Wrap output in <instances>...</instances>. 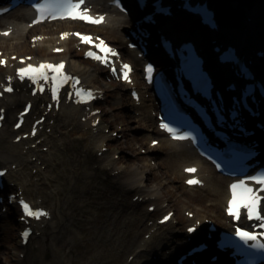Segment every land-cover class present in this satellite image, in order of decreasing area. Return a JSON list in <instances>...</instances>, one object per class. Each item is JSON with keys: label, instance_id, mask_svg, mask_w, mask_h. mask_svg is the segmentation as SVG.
Instances as JSON below:
<instances>
[{"label": "rangeland", "instance_id": "374dc122", "mask_svg": "<svg viewBox=\"0 0 264 264\" xmlns=\"http://www.w3.org/2000/svg\"><path fill=\"white\" fill-rule=\"evenodd\" d=\"M258 2V10L253 12L259 18V26L264 27V0ZM115 13L117 17L122 16ZM175 19L179 23L173 37L188 36L200 40L201 33L206 35L194 20L189 22L182 13ZM49 27L53 30L48 32L50 38L39 49L31 43L33 37L47 33V30L42 31V26L24 31L22 36L26 38L27 47L14 48L11 45L12 34L9 38H0V50L5 51L10 59L18 54L20 58L37 55L53 61L64 57L68 62L69 59L76 61L75 71L89 80L93 87L104 90L103 101L95 105L101 109V123L91 126L83 121L82 112L73 120L61 110L47 121L49 126L41 138H45V143L38 148L34 146L35 142L28 145L39 153V156L29 159L33 162L30 170L22 169L23 164H9L16 177L24 181L22 188L28 198L51 209L53 218L37 224L29 249L22 245L20 238V230L24 226L18 221L20 213L11 208L0 218V264H27L26 260L28 264H130L132 249L149 239L146 234L151 227L170 210L175 211V215L168 224L160 225V232L173 228L178 232L171 241V249L179 247L180 242L174 241L185 233L187 223L183 220L190 218L187 214L190 211L206 215V218L227 227L224 200L221 206L212 205L209 211L200 213L197 210L204 205L201 199L211 195L210 185L207 183L202 188L185 186V175L181 170L185 163L179 165L180 177H175L173 171L169 179L162 177L167 166L164 159L169 157L171 145L156 130L153 110L145 107L147 101L152 103L149 91H144V104L136 105L130 98L129 85L111 81L104 68L82 57L73 41L66 43V52L52 54L53 46L59 43V31L67 28ZM110 29L111 26L107 25L92 31L123 47L129 60L131 56L136 59L134 52L125 48L127 38L123 30L117 28L112 33ZM210 40L211 37H205V48L210 45ZM261 63L264 64V59ZM1 70L6 73L8 69ZM135 76L140 80L139 70ZM20 94H23V89L14 95ZM151 140H159L160 145L151 146ZM103 148L108 151H103ZM100 152L104 154L100 155ZM62 158L69 160V171L58 164ZM75 158L84 160L81 176H75ZM136 172L139 173L138 182L129 185L126 181L136 176ZM28 174H32V181ZM16 182H10V186ZM77 182L81 183V191L75 187ZM140 182L146 189L157 188L160 197L149 201L134 199L140 197V188L134 186ZM150 203L157 206L156 211L149 212ZM164 246L163 253L171 250Z\"/></svg>", "mask_w": 264, "mask_h": 264}, {"label": "bare ground", "instance_id": "6f19581e", "mask_svg": "<svg viewBox=\"0 0 264 264\" xmlns=\"http://www.w3.org/2000/svg\"><path fill=\"white\" fill-rule=\"evenodd\" d=\"M130 4L132 8L133 12H142L141 9V4L137 1V0H127ZM170 2H172L170 0ZM95 3V2H92ZM180 0H178L177 3H174L175 5L179 4ZM95 8L99 9V7L97 5H95ZM256 7L253 9L255 10ZM102 11L103 12H111V6H109L107 3L102 5ZM249 14H251V11H248ZM25 11H23L22 9H18L12 12V14H10L8 17V20L6 21V24H13L17 29L14 31V35L12 36L13 39V47L14 48H22V47H27V43H26V38L22 36L24 31H30V28H28L26 23H18L16 22V15L19 16V14H23L24 15ZM123 18L124 15L122 14ZM108 23L109 25H111V32H115L113 30L117 29L118 27L120 28L121 25H124L126 21H123L122 18H118V17H113L112 13L108 16ZM73 23H77V22H72L70 20H65L62 21L60 24L62 26L64 25H71ZM127 23V22H126ZM250 26H253V22L249 23ZM177 23L175 22H171V24L169 23L167 26H164V32H166L169 36H173V30L176 28ZM102 27V26H101ZM93 28V27H92ZM7 28H3L2 30H6ZM252 29V28H250ZM52 30V29H51ZM43 31H46V28H43ZM53 31V30H52ZM224 31V35L227 37L226 40L227 41H233L236 42L241 50L244 53H250L253 49L256 48V45L260 44V42H262V40L259 37L258 34V30L256 35L254 36V39L252 37H249L248 39L246 38V36L243 33H239V32H235L232 33L231 30H227V29H223ZM165 33V34H166ZM45 35V34H44ZM1 39H4L6 37L4 36H0ZM155 40L157 39L156 36L153 37ZM200 46H202L204 48V51L207 53L208 55V63L211 68L212 71L215 73V76L217 77V80L219 82V84H221V73H224L223 70H220L218 67H216L214 60L212 58V55L214 53L211 52V47H207L205 48V35H203V33L200 34ZM45 41L40 42L38 45L42 46L44 45ZM62 47H65V45H62ZM5 49V48H2ZM151 55L153 56V58H159V52L158 51H152ZM66 58L64 57L61 60H65ZM46 60H50V59H46ZM52 61V60H50ZM70 62V68L71 71H75L77 69L78 63L76 61H74L73 59H69ZM255 68L258 70L259 66L257 63H255ZM76 74H79L77 72H75ZM225 78H229V75L225 72L224 73ZM89 80L86 79V81H84V83H88ZM88 87H92L91 85H88ZM94 88V87H93ZM141 94V100L143 99V92H140ZM145 95V93H144ZM21 99L23 100H35V102H39L41 100L44 99V97H40L37 96L35 98L31 97L29 94H27V92H24L22 98L21 96H12V95H7L4 99H2L0 101V104L2 105V107H6L7 108V114L8 117L6 119L5 125L3 127V130L0 134V164L3 165L4 167H8V164H18L21 165L27 161H29V158L34 157L35 154V150H27L25 152V148L24 146H26L27 144H30L29 141H25V142H20V143H15L13 141V139L15 138V136L20 135L21 133H23L22 131H14L12 129V126L9 125V122L11 121V119L13 118L12 116L15 113H18V111H16L17 107L19 106V103H21ZM148 107H150L152 104H146ZM64 108L68 109V114L70 115V117L72 119H75L76 114L83 112L82 106H75L74 104H69V105H64ZM75 108L77 110H75ZM89 113H87V111L83 112V116H88ZM33 114L30 113L28 116V119L30 121L33 120ZM91 123V121H90ZM159 133H162L159 131ZM260 133H262L260 136L255 135L252 138H259L262 141V145H263V154H264V134L263 132L260 131ZM153 141V140H152ZM171 142V151H170V155L169 157L166 159H164V164L167 165L166 166V170L162 173V177L165 179H169L170 178V173L173 171L175 174L174 176L176 177H180L181 174L178 173V168L180 163H185L183 165L182 168L189 166L191 164H199L201 166V171L200 173H202L203 169L207 170V165L204 161L197 159L196 156V152L192 149H189L186 146V143H180L178 145H176L173 141ZM160 145V142L157 144V146ZM39 155V154H38ZM75 162L77 164H75V176H81V174L84 173V170L82 168L84 160L83 159H79V158H75ZM58 164L62 165L65 169H68L69 171V160L68 159H60L58 161ZM32 163L31 162H27V164L24 166L26 167L27 170L30 169ZM23 167V168H24ZM138 174L136 172V176L131 177L132 179L127 180L126 182L130 185L132 183H135L136 181L138 182ZM183 175V173H182ZM32 175L29 174V177H31ZM10 177L12 181H16V174L14 173V171L10 172ZM15 177V178H14ZM33 177H31L32 180ZM205 181H207L210 185V193L211 195H207L204 196L201 200L204 201V205L200 206L199 209H197L200 213H203V211H209L212 205H220L222 204L223 200L226 202L227 197H228V189H227V182L228 179L224 178L223 176H210V177H204ZM18 180H20L18 178ZM20 185L25 184L24 182L19 183ZM140 188V196H142L144 199L148 198V199H153L156 198L158 199L160 197V191L157 190V188L155 187H150V188H145L142 183L140 182V184H136L134 186H137ZM132 186V187H134ZM75 187L77 189H79V191H81V183L77 182L75 184ZM153 205V203H150L148 206ZM199 206V205H196ZM197 208V207H196ZM192 212V211H191ZM198 212V213H199ZM206 217V215H201L195 214V217L193 219L190 220V218H184L183 221H185L187 223V226H191L193 225L198 219L201 220V224L198 227V229L196 230L197 232L194 233H188L187 231H185V233L183 235H180L176 241L180 242L179 247L177 248H172L169 247L172 244V240L174 239L175 235L178 233L176 232V229L173 228L171 230H167L165 229L164 231H161V228L159 226V224L155 223L151 228H156L155 231L150 232L151 235L149 237L148 240H144L141 244H139L136 248H133V260L130 264H153L155 262H157L158 264L162 263V262H167L169 264H177V263H173V260H175L176 262V258L180 253H183V251H185L187 248L191 247L192 245L202 241V240H208L205 236L206 231L208 230L209 225L206 224V220H204ZM172 221V219L170 220ZM221 225V224H220ZM151 231V230H150ZM171 235V236H170ZM189 236L191 237V239L189 240ZM164 245H167L169 247V250L171 249V252H167V253H163L164 251ZM31 245L29 246L30 249ZM167 247V248H168ZM167 254V255H166ZM209 251L207 253H205L201 258H206L208 259L209 257ZM156 257V258H155ZM155 261V262H154ZM28 264V261L26 260V262ZM211 264H219V263H211Z\"/></svg>", "mask_w": 264, "mask_h": 264}, {"label": "snow or ice", "instance_id": "6c2138e0", "mask_svg": "<svg viewBox=\"0 0 264 264\" xmlns=\"http://www.w3.org/2000/svg\"><path fill=\"white\" fill-rule=\"evenodd\" d=\"M85 4V0H44V3H39L34 5L37 13L38 18L35 23H39L42 20L46 19H79L82 21L90 22V23H102L104 18H93L89 15V10L87 8L82 7ZM10 33L5 32L3 35H9ZM69 34L64 33L62 34V38H66ZM83 42L89 43L91 41V37L84 36L80 33H75ZM101 51L104 52L103 56L96 55L93 52L87 53L89 57L97 59L105 64H107L109 55H117L113 49L108 48L104 45L103 41H101L100 45H97ZM56 51H62L61 49H56ZM15 59V58H14ZM30 59V58H29ZM23 63V61H21ZM0 63H6V61H0ZM65 65L63 62L59 64H52V63H41L38 66H34L29 64L25 68H20L17 71L18 76L21 80L27 77L31 80L34 84H36L39 90L42 92L44 90V85L40 82L44 81L45 83L50 82V89L53 95V99H59L58 93L60 88H62L66 83L70 81H74L73 88H75L76 84H79V80L68 76L64 71ZM124 69V79L128 80V73L130 71V66L123 65ZM113 71L115 72V68L113 67ZM148 72H152V68L149 66ZM51 73V75L49 74ZM11 78H9V81ZM130 82V81H129ZM6 92H12L13 88L10 86L5 88ZM3 93H0L2 95ZM71 95V94H70ZM75 96L77 97L78 103H85L88 100L93 99L94 95L91 91H87L84 89H76ZM2 119V116H0ZM17 127H20V124H17ZM161 127L172 135L173 139L177 140H187L192 139L195 140V137L190 136L188 133L180 134L178 129L172 128L167 123H161ZM35 134V133H33ZM154 144L156 142H153ZM189 173H195L197 171L196 168H188L186 169ZM3 173L0 172V176ZM249 181L254 182L255 184L260 185L259 189H254L249 185ZM187 183L189 185H196L202 183L198 179H191L188 180ZM231 200L229 201L228 206V214L232 216L235 220L239 221L241 217V210H246L247 212V219L248 220H256L259 222L257 225L258 228L264 229V214L261 213V204L264 202V196L260 195L261 192H264V173L259 175L248 177L244 180H239L236 183H233L231 186ZM22 207L24 210L25 215L34 217L36 219L41 218L42 216H47L48 213L42 210H33L31 206L26 203L22 202ZM191 215V214H189ZM170 219V216H166L164 221ZM164 221H161L162 223ZM189 232L196 231L195 228H190ZM236 236L239 237L241 241L245 244H248L249 247L257 249V250H264V241L261 240V237H264V232H250L243 228L237 227L236 228ZM25 236L28 233L24 234ZM249 242H253L249 244Z\"/></svg>", "mask_w": 264, "mask_h": 264}, {"label": "water", "instance_id": "95a60500", "mask_svg": "<svg viewBox=\"0 0 264 264\" xmlns=\"http://www.w3.org/2000/svg\"><path fill=\"white\" fill-rule=\"evenodd\" d=\"M257 0H210L221 27L241 31L248 22V11L252 10Z\"/></svg>", "mask_w": 264, "mask_h": 264}]
</instances>
